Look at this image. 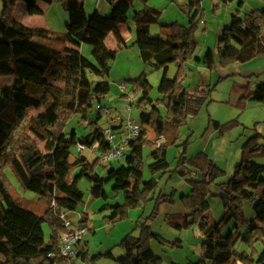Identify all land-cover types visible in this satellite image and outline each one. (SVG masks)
Here are the masks:
<instances>
[{
	"label": "trees",
	"instance_id": "trees-1",
	"mask_svg": "<svg viewBox=\"0 0 264 264\" xmlns=\"http://www.w3.org/2000/svg\"><path fill=\"white\" fill-rule=\"evenodd\" d=\"M105 1L111 8L109 13L102 14L94 9L88 15L84 0H1L0 44L8 46L9 55L0 57V78L12 80L6 84L0 82V161H6L24 189L38 196L36 202L42 205L43 210L39 212L28 208L10 194L0 196V264H71L59 256V233L64 228L53 203L58 208L74 210L83 202L84 191L73 179V172L77 168L88 179L91 196L105 197L107 184L116 195L122 194L123 201L110 206V213L104 216L110 223L126 218L129 209L149 203L153 209L147 219L154 218L161 203L175 201L174 190L169 193L157 191L155 175L168 173L170 178L175 175L187 176L191 192L181 195L187 213L164 215L167 225L175 230L198 226L203 234L200 258L186 264H264V184L261 183L264 164L258 162V159H264V137L258 133L247 137L241 147L240 159L227 178L225 171L205 153L186 158L185 152H180L174 167L166 157L168 146L178 136V128L187 122L188 117L198 113L209 92L208 86L201 85L191 90L183 84L187 61L193 57L198 46L195 32L202 20L203 0H189L182 4L188 18L187 25L177 20L160 22L161 10L149 5L148 0H138L142 8L134 10L132 16L133 44L137 45L143 63L162 69V83L166 81L169 64H177L171 86L163 87L161 98L153 99L149 96L151 85L144 72L134 79L124 80L125 84L131 83L137 91H141L136 102L138 108L151 106L150 111L142 109L139 113L143 127L139 138L129 143L124 163L112 165L102 176L87 172L90 168H96L97 158L92 163L87 162L83 155L70 160V147L77 143L87 147L97 143L100 151L109 149L102 127L98 125L106 108H96L95 103H100L110 92V83L106 79L110 62L119 51L127 48L118 26L126 24L128 16L119 8V4L133 0ZM231 1L222 0L223 3ZM38 2L66 4L68 18L64 22L65 32L54 33L43 27H27L16 19L14 10L17 6L31 8ZM241 5L242 1L238 0L237 6ZM236 15L237 12L232 23L223 27L217 40L216 54L208 48L201 58H197L210 70L216 64L225 66L232 61L245 63L264 53V0L261 7L244 13L240 20H235ZM153 24L159 25L158 33H152ZM50 34L58 41L64 38L72 46L61 53L34 40L37 37L47 38ZM109 34L115 40L113 48H109L105 42ZM81 44L92 47L101 65L82 54L79 49ZM59 75L68 79L62 95H56L51 90L50 79ZM250 101L264 105V79L254 87H247L239 95L237 104L244 107ZM31 107L49 112L56 124V128L50 130L53 137L51 151L42 152L35 140L28 139L15 154L6 156V144L14 126ZM160 107L165 109V115L160 112ZM94 109L95 114L91 116ZM44 112L27 121L28 128L43 141L47 139L49 124ZM74 115H79L87 124L89 130L86 134L78 136L75 129L65 132ZM210 121L219 131H225L237 123ZM159 123L161 130L157 137H163V141L156 145L147 137L146 126L158 131ZM146 147L153 149L146 157L151 158V162L147 164L150 178L145 180ZM213 183L221 191L215 196L222 205L217 219H212L207 202L209 186ZM245 202L251 203L253 217L245 215ZM43 223H47L50 229L47 241ZM86 224L88 215L83 213L79 225ZM135 226L138 234L130 232L118 244L123 249L122 254L115 256L111 250H106L102 255L112 259L114 264H163L162 258L154 253L151 242L181 246L179 239L178 243H169L151 228L149 222H143L140 218ZM237 241L245 243L248 250L235 248ZM81 242L85 245L87 241L82 239ZM256 244H259V249ZM80 254L82 259H89L84 250ZM96 257L93 255L89 261Z\"/></svg>",
	"mask_w": 264,
	"mask_h": 264
},
{
	"label": "rangeland",
	"instance_id": "rangeland-1",
	"mask_svg": "<svg viewBox=\"0 0 264 264\" xmlns=\"http://www.w3.org/2000/svg\"><path fill=\"white\" fill-rule=\"evenodd\" d=\"M95 1L96 0H84V3L86 7L92 9ZM103 1L106 3L105 0ZM188 1L189 0H148V4L153 5L161 10V15L159 18L160 22L177 20L181 24H184L185 22L188 24V18L182 9V4L187 3ZM236 1L237 0H232L231 2L223 3L221 0H203L201 4L203 14L202 20L195 32L198 41L197 48H202L204 50L202 55H204L205 49H207V47L213 49L216 54V28L217 25H220L218 15L220 13H227L228 11L225 9L227 4L234 6L237 4ZM251 1L253 0H249V2ZM41 4L40 6L36 5L33 8L19 5L14 10V15L16 19L21 21L27 27L45 28L46 18L52 23L51 26L53 29L59 31L54 33H63L64 22L68 18V13L66 8H64L66 4L64 2H55L53 5L54 9L52 8L51 11H48L46 16L39 12L41 10ZM250 5L251 4L245 6L243 9H251ZM141 7L142 3L138 0H134L133 5H131L127 10L128 20H131L134 10L140 9ZM256 7L259 6H255V8ZM239 8L240 9L237 10L238 16H244L246 11L241 9L242 5ZM1 9L2 3L0 0V12ZM100 9L101 11H106L104 10V6H100ZM251 10H248V12ZM236 20L239 19L237 18ZM152 27L153 30L160 31L158 24H153ZM34 40L41 44L58 49L61 51V53H64L65 48L72 46L71 43L64 41V38L63 41H58L54 39L51 34L47 38L37 37L34 38ZM110 40L114 41L113 38ZM84 46L85 47L82 52L84 56H86L95 64L101 65V62L98 61L94 54L92 56L91 52H89L92 47L86 44ZM3 55H9V48L6 45L0 44V57H4ZM127 56H129V58H126ZM142 72L146 74V77L151 85L149 96L153 99L161 98V88H159L161 69H157L150 63H143L139 56H136L131 50L127 52L121 50L117 53L114 60L110 62V72L106 77L110 83V92L101 99L100 103H95L96 108L99 106L106 108L104 115H102V117H100L98 120V125L103 127L108 123L109 117H113L116 114L123 117V119L135 118L138 120L139 113L142 109L147 112L150 111V105L143 106L142 109L137 107L136 102L141 96V91H137L133 84L126 82L127 87L125 93H121L118 88V84L124 82L125 79H134ZM172 74L173 69L170 68V75ZM202 79L203 84L201 82ZM263 79L264 53L245 63L232 61L225 66L216 64V67L213 70H210L202 62L190 61L186 68V74L183 76L184 86L191 90H195L201 85L208 86L209 92L198 113L194 116L188 117L187 122L178 128L177 138L168 146L166 157L167 160L170 161L171 166L174 167L180 152L184 151L186 158H190L198 153H205L220 169L225 171V178L231 176L236 163L240 159L241 147L247 137L256 133L264 137V105L253 101L247 102L244 107H239L237 104V99L243 87H251V84L256 81L260 82ZM11 80V78L7 77L0 78V82L2 84L9 83ZM50 83L51 90L54 92V94L62 95L66 85L68 84V79H66L64 75L54 76L50 79ZM123 94H126V96H122ZM107 109H111V113L108 116V113L106 114ZM159 110L162 115H165V109L163 107H160ZM41 112H44L42 108L35 109L31 107L26 110L24 117L19 122H17L10 134L6 144V156L15 154L19 146L28 139L35 140L37 146L42 152L47 153L51 151L53 146V137L50 134V130L55 129L56 124L50 118V113L47 111L44 112L49 120L47 131L48 135L46 140H41L28 128V119ZM94 114L95 109L90 115L94 116ZM211 119L219 121L221 124L230 121H237V123L225 131H219L214 128L210 121ZM146 128L147 137L152 139L153 143H156L155 139L157 138L158 132L161 130V124L159 123L158 125V131L149 126H146ZM72 129L76 130L78 136L86 134L89 130V128H87V124L80 119L79 115H74L64 130L65 132H69ZM149 151L150 148L148 147L144 149V170L145 175L147 176L146 179L150 178V173L147 170L146 163L148 160L146 157L149 154ZM79 155L85 156L87 162L92 163V161L95 160L97 156H99V152L94 153L88 148L82 152H78L77 146L74 144L70 147V158L73 160ZM125 156L126 154L122 158L114 160L111 165L109 164L104 166L97 158L98 164L96 165V168H90L87 170V172H96L104 176L107 172V169L112 165L117 166L121 163H124ZM258 162L264 164V159H258ZM82 174L83 173L80 168L75 169L73 172V179L75 183L84 191L83 202L79 203L78 207L81 209V211H83L84 214L87 213L88 223L91 220L90 217L93 219L92 230L86 231L84 234L85 240L89 243V260L93 255H97L93 261L89 262L92 264H114L112 259L102 255V253H104L106 250H111L115 255L120 253L121 247L118 246L120 240L130 232L135 235L138 234V229H136L135 226V222L138 218H140V220L143 222H149L151 228L154 231H157V233L160 232L159 234L169 241V243H178V239L181 241V246L179 247H172L169 244L160 245L155 241L156 252L162 254L163 259L165 258L163 264H172L175 261H180L181 257L183 260L188 258L189 260L187 261L191 262H196L200 258V244L198 238L199 227L194 226L191 229L178 231L169 227L166 220L164 219V215L171 211V207L177 202H181V196L177 195L176 190L171 189L168 185V183L173 178H170L168 173H165L161 176L160 174L155 175L158 180L157 191L161 190L164 193H169L174 190V202L161 203L159 205V211L157 212L156 216H154V218L151 217V219H147L153 209V205L149 203L145 206L129 209L128 216L126 218L114 221L112 223L106 221L104 217L108 215L105 207L106 205H109L112 200V195H110V193H112L114 196H116V193H114L110 189V185L107 184L105 186L107 191L106 198H95L91 196L88 189L89 181ZM262 176L264 178V173ZM174 177L181 178L182 181L189 186V194L191 192V185L186 179L187 176L181 177L179 175H175ZM218 188L219 187L215 183L211 184L209 186V193ZM6 194H10L11 196L15 197L28 208L35 209L39 212H42L43 210L42 205H38L36 202L38 196L32 191L24 189L18 183L11 169L6 164V161L1 160L0 196H5ZM118 199L119 201H123V198L121 200L120 197H118ZM212 199L215 200V202L218 200L215 198V196H212ZM220 206L222 208V205ZM120 223H124V225H120L118 227L119 237H117L113 231L115 228L114 225ZM42 228L45 240L47 241L50 235V229L47 223H43ZM91 231H93V233H90ZM234 247L238 250H248L247 245L240 241H237ZM256 248H260L259 244H256ZM172 259L175 261H171Z\"/></svg>",
	"mask_w": 264,
	"mask_h": 264
},
{
	"label": "crops",
	"instance_id": "crops-1",
	"mask_svg": "<svg viewBox=\"0 0 264 264\" xmlns=\"http://www.w3.org/2000/svg\"><path fill=\"white\" fill-rule=\"evenodd\" d=\"M241 1H242V8L241 9H243L245 6H247L249 4H251L250 5V8L251 9H254L255 6L261 7L263 5V0H253L251 2H249V0H241ZM133 2H134V0L131 1V2H128V3L121 2L119 4V8L122 11H124L125 14L127 15V10H128V8L131 5H133ZM221 2H222V0H221ZM54 3L55 2H53L50 5H47V4L43 3V2H38L37 5L40 6V4H41V10L39 12L42 13V14H44L46 16V13H48V11H51L52 8L54 9V6H53ZM100 6H104V10H106V11H101ZM259 7H256V8H259ZM85 9H86V13L89 15V14L92 13V11L94 9H97L102 14H107V13H109V11H110L111 8L103 0H96L95 3H94V5H93V7H92V9L86 7V5H85ZM225 9H227V11H228L227 13H220L218 15V17H219L218 20H220V25H217V28H216L217 40H218V37H219V35H220L223 27L226 26V25H229L230 23L233 22V16L236 14L237 10H239L240 8L237 6V4H235L234 6H232L230 4H227V7ZM251 9L247 8V9H243V10L246 11V12H248V10H251ZM135 10H139V9H135ZM242 17L243 16H241V15H239V16L236 15L235 20L237 18L240 20ZM45 24H46V27L45 28L48 29L50 32H59L56 29H53V27L51 26L52 23L49 22L46 18H45ZM184 24H187V22H185ZM118 29H119L120 34L122 35V37H123L126 45H127V48L124 49V50H122V51H126L127 52V51H130L131 50V51H133L135 53L136 56L137 55L139 56V54H138V47H137V45H134L133 44V42H134V25H133V22H132V18H131V20H128L126 24H120L118 26ZM205 29H206V27H205ZM205 29H203V30H205ZM151 31H152V33H158L159 32L158 30H153V27L152 26H151ZM63 32H65V28H64V31ZM112 38H113V36L111 34H109L107 36V38H106V41H105L106 42V45L109 48H113L115 46V40L114 41L113 40L112 41L110 40ZM84 45L85 44H81L80 47H79V49H80L81 52H83V49L85 47ZM206 46H208V45H206ZM204 48H206V47H204ZM208 48H210V47H207V49ZM207 49H205V51ZM203 51L204 50L202 48H197V50H195V52L193 54V57L187 61V66H188V63L190 61L200 62V61L197 60V58H201L203 56L202 55L203 54ZM89 52H91V54L93 56V49H90ZM126 58H129V56H127ZM170 68L173 69V74L172 75H170ZM157 69H161V68H157ZM176 70H177V64L176 63H170L169 66H168L166 81L164 83H162L161 80H160L159 88H161V89L163 87H168L169 88L171 86V82H172V80L174 78V75L176 73ZM160 77L162 78V69H161V76ZM201 82L203 84V79L201 80ZM257 83H259V82L258 81L254 82L253 84H251V87H254ZM245 89H246V87H243L241 89L242 90L241 93H243ZM162 141H163V137L159 136V137H157L155 139V142H156L155 144L156 145H159ZM152 149L153 148H150V151H152ZM70 160H71V158H70ZM150 162H151V158H148V160H147L146 163L148 164ZM169 163H170V161H169ZM146 178H147V176L145 175V170H144V179L146 180ZM261 183L264 184V178H263V176L261 177ZM168 185H169V187L171 189L176 190L177 195H180V196L182 194H188L189 189H190L189 186L186 183H184L181 178H178V177H173L171 179V181L168 183ZM169 187H168V189H169ZM219 194H221V191L218 188V189H214V191H212L211 193H209V196L207 197V202L209 203V205L211 207V210H212V219H217L218 216L221 213V209L222 208L220 206L221 204L219 203V200H217L215 202V200L212 199V196H216V195H219ZM110 195H112V200H111L110 204L109 205H106V207H105V210H106L107 214L110 213V206L116 205V204H119V203L122 202V201H119L118 197H120L121 200L123 198L121 196V194H118V195L114 196L112 193H110ZM106 196L103 197V198H106ZM176 199H177V197H176ZM243 207H244L245 215L247 217H253L254 216V212L252 210L251 203L245 202L244 205H243ZM168 213H179V214H183L184 215V214L187 213V210L183 207L182 203L179 201V202H177L175 205H173L171 207V211H169ZM82 214H83V211H81V209L78 206L76 207V209H74V210L71 211V217L74 220H77V221L80 219V217H81ZM129 216H130V214H129ZM90 218H91L90 222L88 224H86V226H85L86 229H87V231L92 230V227H93V219H92V217H90ZM124 223H126V222H124ZM124 223H120V224L114 225L115 228H114L113 231L115 232V234L117 235V237H119V235H118V227L120 225H124ZM88 228H89V230H88ZM90 233H93V231H91ZM198 238H199V244H200L201 241L203 240V234H202V232H201L200 229H199ZM83 239H85V236H83ZM151 246H152V249H153L154 253L157 256H159V257L162 258V254L156 252V250H155V241H152L151 242ZM120 249H121V252L118 253V254H116V255L114 254L115 256L120 255V254L123 253V249L122 248H120ZM81 250L82 251L84 250L86 252V254H87V257H88V254H89V243L86 242V244L84 245L81 242V244L79 246V252H82ZM243 250H245V249H243ZM200 255H201V252H200ZM80 256H81V254H80ZM80 259H82V258L80 257ZM83 260H84L83 263H79V261L73 260L71 262V264H92V263L89 262V259H83ZM162 260L164 262L165 261V258L164 259L162 258ZM187 260H189V259L187 258L186 260H183L182 257H181L180 261H175L174 259H172L171 261H175L172 264H186L188 262Z\"/></svg>",
	"mask_w": 264,
	"mask_h": 264
},
{
	"label": "built area",
	"instance_id": "built-area-1",
	"mask_svg": "<svg viewBox=\"0 0 264 264\" xmlns=\"http://www.w3.org/2000/svg\"><path fill=\"white\" fill-rule=\"evenodd\" d=\"M127 84L124 82L118 84V88L121 93H125ZM108 113V114H107ZM111 109H107V116L110 115ZM142 128L141 121L135 118L123 119L118 114L113 117H109L108 123L102 127V134L109 145L107 151H100L98 144H94L91 147H87L84 144L77 143V151L82 152L86 148L92 152H99L98 158L103 165H109L125 155V152L129 148V143L132 140L139 138L140 130ZM54 207L58 211V216L61 219L64 230L59 233V256L64 258L68 262L73 260L83 263L84 260L80 259L79 246L81 240L87 229L85 226L79 225V220H74L71 217V211L58 206L53 203Z\"/></svg>",
	"mask_w": 264,
	"mask_h": 264
}]
</instances>
